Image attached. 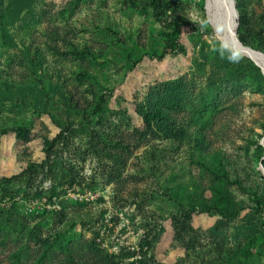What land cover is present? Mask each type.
Returning a JSON list of instances; mask_svg holds the SVG:
<instances>
[{
	"label": "rangeland",
	"instance_id": "374dc122",
	"mask_svg": "<svg viewBox=\"0 0 264 264\" xmlns=\"http://www.w3.org/2000/svg\"><path fill=\"white\" fill-rule=\"evenodd\" d=\"M153 1L0 0V264H92L100 238L114 264H264V71L207 0ZM157 96L189 141L145 120Z\"/></svg>",
	"mask_w": 264,
	"mask_h": 264
},
{
	"label": "trees",
	"instance_id": "16d2710c",
	"mask_svg": "<svg viewBox=\"0 0 264 264\" xmlns=\"http://www.w3.org/2000/svg\"><path fill=\"white\" fill-rule=\"evenodd\" d=\"M153 6L157 9L158 2L157 0L153 1ZM236 7L239 12V28H238V37L240 41L245 45L252 47L255 50L264 52V47L262 42L257 44L253 39V34L248 26L250 25V21L248 18L247 8L241 0H236ZM156 17L160 18V15L157 14ZM185 26V21L180 22L172 32L168 33V38L174 45H177L178 48H181V35L182 29ZM260 37H264V28L260 31ZM264 40V38H263ZM262 40V41H263ZM249 63L250 61L247 60ZM169 91L174 93H179V89L172 85H169ZM179 101L174 98L165 99L163 97L157 96L153 100L148 103L146 108V116L145 120L148 123L157 124L163 133H165L168 137H173L178 142H185L190 140V136L187 135V129L184 127H178V122L176 119V115L173 114L172 105L177 104ZM181 106V102H180ZM168 108L171 110L169 111ZM201 137L198 138L200 141L198 142L200 150L206 148L205 145V135L203 130L200 131ZM195 146H196V135H195ZM216 193L218 194V199L213 202V206L208 203L200 202V206L204 207L206 210L218 209L220 213H225L222 209L218 207V204L222 198L221 192L216 189ZM12 196L10 192H3L0 197V202L4 203L6 199H9ZM92 247L94 251L99 254L101 261H95L92 264H114V260L117 259L113 255H111L108 251H104L103 244L99 241L98 243H92Z\"/></svg>",
	"mask_w": 264,
	"mask_h": 264
},
{
	"label": "bare ground",
	"instance_id": "6f19581e",
	"mask_svg": "<svg viewBox=\"0 0 264 264\" xmlns=\"http://www.w3.org/2000/svg\"><path fill=\"white\" fill-rule=\"evenodd\" d=\"M206 10L209 22L215 29L218 38L228 47L237 49L252 58L264 71V55L249 47L237 44L236 12L233 0H207Z\"/></svg>",
	"mask_w": 264,
	"mask_h": 264
},
{
	"label": "built area",
	"instance_id": "2783aa9c",
	"mask_svg": "<svg viewBox=\"0 0 264 264\" xmlns=\"http://www.w3.org/2000/svg\"><path fill=\"white\" fill-rule=\"evenodd\" d=\"M75 195V194H74ZM75 197H77L75 195ZM10 201L8 199H6L4 201V204L7 205L9 204ZM28 211H30L31 213H44L45 211H57L60 209V206L58 204V202H49L47 199H43L42 201L39 200H32V202H29L28 206ZM101 238L98 240L101 242ZM119 247L117 245H115L113 247V251H118Z\"/></svg>",
	"mask_w": 264,
	"mask_h": 264
},
{
	"label": "water",
	"instance_id": "95a60500",
	"mask_svg": "<svg viewBox=\"0 0 264 264\" xmlns=\"http://www.w3.org/2000/svg\"><path fill=\"white\" fill-rule=\"evenodd\" d=\"M233 4H234V10H235V12H236V16H237V19H238V17H239V13H238V10H237V7H236V0H233ZM238 26H239V21L237 20V22H236V36H237V44L239 43V44H241V45H243V46H245L241 41H240V39H239V37H238ZM224 44V43H223ZM225 45V44H224ZM226 46V45H225ZM245 47H247V46H245ZM234 49V48H233ZM235 50H237V49H235ZM238 51V50H237ZM240 52V51H239ZM262 53V52H261ZM241 54H243L244 56H247L246 54H244V53H242L241 52ZM262 54H264V53H262ZM248 57V56H247ZM250 58V57H249ZM252 59V58H251ZM253 60V59H252Z\"/></svg>",
	"mask_w": 264,
	"mask_h": 264
},
{
	"label": "clouds",
	"instance_id": "9594fccd",
	"mask_svg": "<svg viewBox=\"0 0 264 264\" xmlns=\"http://www.w3.org/2000/svg\"><path fill=\"white\" fill-rule=\"evenodd\" d=\"M240 58V53L238 51H233L228 57V59L233 63L238 62Z\"/></svg>",
	"mask_w": 264,
	"mask_h": 264
}]
</instances>
